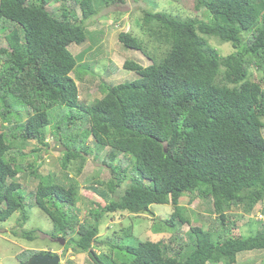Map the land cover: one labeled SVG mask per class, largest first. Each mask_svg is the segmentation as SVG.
I'll list each match as a JSON object with an SVG mask.
<instances>
[{
  "label": "trees",
  "instance_id": "1",
  "mask_svg": "<svg viewBox=\"0 0 264 264\" xmlns=\"http://www.w3.org/2000/svg\"><path fill=\"white\" fill-rule=\"evenodd\" d=\"M62 1L78 7L80 16L64 4L55 14L50 3ZM96 3L0 0L6 41L0 47V221L20 211L22 226L26 200L33 196L31 203L53 223L52 238L68 237L65 248L86 252L95 264H235L240 252L264 250V220L249 217L259 202L264 215V0H196L194 9H204L206 19L145 10L143 36L120 31L118 41L150 62L125 59L122 67L136 78L102 82V96L85 104L70 75L85 51L73 54L69 45L83 43L88 32L92 41L98 38L85 25L97 14ZM209 38L229 42L230 52L220 53ZM52 120L65 147L60 177L41 174L37 164ZM101 152L111 176L95 184L105 187L101 195L112 197L88 211L92 220L81 221L75 175L85 156L98 158ZM122 158L128 159L124 166ZM21 172L37 179L30 191L17 180ZM183 196L207 201L210 213L189 227L185 240L179 234L181 224L189 223L179 204ZM153 203L173 206L155 226L173 232L167 242L132 237L110 242L114 256L94 251L103 215L142 213ZM238 209L248 216V234L230 233L226 224L227 214ZM212 213L216 228L210 227ZM21 235L35 234L24 229ZM41 252L24 250L17 264Z\"/></svg>",
  "mask_w": 264,
  "mask_h": 264
},
{
  "label": "rangeland",
  "instance_id": "2",
  "mask_svg": "<svg viewBox=\"0 0 264 264\" xmlns=\"http://www.w3.org/2000/svg\"><path fill=\"white\" fill-rule=\"evenodd\" d=\"M96 2L97 14L91 18L92 20L85 21V25L91 31L96 30L95 34L98 35L99 39L95 38L92 41L89 36L90 32H88L86 40L83 43L69 45V50L73 54L85 51L83 58L77 59V64L70 73L78 84L79 100L85 104L91 103L95 98L102 96L100 91L102 82L116 84L136 78L134 72L122 67L125 59L132 58L142 64L150 62L141 51L125 48L118 41V33L120 31L130 30L132 35L139 38L143 36L140 18L145 10H163L182 17L197 16L202 19L207 18V12L204 9L197 11L194 9L196 0H124L122 3L109 4H104L100 0H96ZM62 4L69 11L74 9L76 15L80 16L78 7H73L70 2H52L49 7L55 14L59 15L63 7ZM209 42L222 54L229 53L231 50V46L225 44L229 42L221 43L215 38H209ZM90 44L93 49L88 51L87 46ZM0 47H6V41L1 33ZM254 74L257 79L258 74L256 72ZM55 125L56 121L52 120L47 127L46 142L48 144L40 151L37 164L38 171L41 174L50 172L60 177L63 172L60 159L65 147L59 140V134H55L54 132ZM87 142L92 145L91 138ZM32 146H35V142H32V145H27L26 150H29ZM103 154L104 152H101L98 158H95L93 154H88L85 156L86 159L81 172L77 175H75V171L72 172V175H75L79 188L77 214L81 221L92 220L88 211L98 208L101 204L106 203L109 197H112L109 194H106V196L101 195L100 193L106 191L105 187L95 184V180L106 181L111 176L110 170L102 165ZM120 157L122 155L118 156V158ZM31 159H34V155L27 157V160ZM127 161V158L119 160L123 166ZM130 169L129 167L126 173L128 176L131 175ZM17 180L26 188V191L33 189L37 183V179L28 174V172L19 173ZM128 184L129 180L124 183L123 187ZM123 187L116 194L121 193ZM114 196L116 197L117 195ZM26 201L28 204L26 206L27 213L22 226L19 224L24 214H21L20 211H16L6 220L0 221V264H17L21 252L27 249L41 250L42 254L48 251L55 252L60 256L59 264H95L86 252L76 253L70 247L65 248L68 237L64 238L63 244L57 241L56 238H52L54 226L51 219L31 203L33 196ZM179 204L185 207V215L189 218V223H182L179 229V234L185 240L187 238L186 231L189 227L201 224L206 219L205 216L210 214L208 213L209 204L207 201L197 197L189 201L188 196L180 197ZM261 206L262 204L259 202L251 211L249 217L254 219L262 218L264 220V215L259 213ZM172 211L173 206L171 204L153 203L147 211H143L142 213L117 212L105 214L100 220L99 234L97 236L99 243H96L93 249L98 253L111 252L114 256V249L109 247L110 242L113 245H118V243L125 240H131L132 237L138 241L150 239L167 242L173 232L165 228L156 230L155 226L161 220L168 218ZM247 217L246 215L240 216L239 209L228 213L227 218L229 222L227 221L226 224L231 226V229H229L230 233L248 234L250 225ZM212 220L213 222L216 220V222H212L210 227L216 228L218 218H215L213 213ZM207 225L208 223L205 222L204 226L207 227ZM129 228L130 234L129 237H126V229ZM24 229L34 231L35 235L32 238L21 235V231ZM222 232L229 233L227 231ZM134 242L136 241L134 240ZM218 264L222 263L219 262ZM235 264H264V250L240 252L237 254Z\"/></svg>",
  "mask_w": 264,
  "mask_h": 264
},
{
  "label": "water",
  "instance_id": "3",
  "mask_svg": "<svg viewBox=\"0 0 264 264\" xmlns=\"http://www.w3.org/2000/svg\"><path fill=\"white\" fill-rule=\"evenodd\" d=\"M61 244L64 243V239L59 237L57 238ZM60 263V256L58 254L51 255L50 253H37L30 256L27 261L21 264H59Z\"/></svg>",
  "mask_w": 264,
  "mask_h": 264
},
{
  "label": "flooded vegetation",
  "instance_id": "4",
  "mask_svg": "<svg viewBox=\"0 0 264 264\" xmlns=\"http://www.w3.org/2000/svg\"><path fill=\"white\" fill-rule=\"evenodd\" d=\"M50 254H51V255H55L56 253H55V252H51V251H50Z\"/></svg>",
  "mask_w": 264,
  "mask_h": 264
},
{
  "label": "bare ground",
  "instance_id": "5",
  "mask_svg": "<svg viewBox=\"0 0 264 264\" xmlns=\"http://www.w3.org/2000/svg\"><path fill=\"white\" fill-rule=\"evenodd\" d=\"M57 239V238H56Z\"/></svg>",
  "mask_w": 264,
  "mask_h": 264
}]
</instances>
